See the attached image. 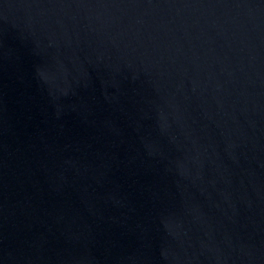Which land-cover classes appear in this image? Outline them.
Returning <instances> with one entry per match:
<instances>
[{
	"label": "water",
	"instance_id": "obj_1",
	"mask_svg": "<svg viewBox=\"0 0 264 264\" xmlns=\"http://www.w3.org/2000/svg\"><path fill=\"white\" fill-rule=\"evenodd\" d=\"M264 106V0H0V264H181Z\"/></svg>",
	"mask_w": 264,
	"mask_h": 264
}]
</instances>
